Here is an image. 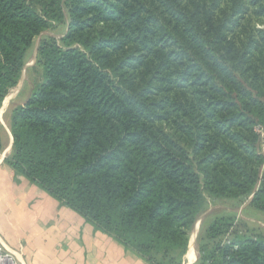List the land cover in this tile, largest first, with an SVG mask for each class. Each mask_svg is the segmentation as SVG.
Wrapping results in <instances>:
<instances>
[{
	"label": "trees",
	"instance_id": "16d2710c",
	"mask_svg": "<svg viewBox=\"0 0 264 264\" xmlns=\"http://www.w3.org/2000/svg\"><path fill=\"white\" fill-rule=\"evenodd\" d=\"M60 24L7 120L15 176L150 264L185 254L208 200L264 213V0H0V107ZM198 237L200 264H264L231 216Z\"/></svg>",
	"mask_w": 264,
	"mask_h": 264
},
{
	"label": "crops",
	"instance_id": "0c3cea01",
	"mask_svg": "<svg viewBox=\"0 0 264 264\" xmlns=\"http://www.w3.org/2000/svg\"><path fill=\"white\" fill-rule=\"evenodd\" d=\"M10 172L12 180L18 179L20 187L30 190L29 198L46 196L50 198V201L47 199V208L55 209L53 197L26 178L15 176L11 168ZM24 196L26 193L20 194V198L16 199L15 208L25 210L33 206L25 201L29 199L28 195ZM11 198L15 202V198ZM59 212L61 217L54 219H51L49 212L46 217L20 218L19 226L22 229L19 237L2 235L6 229L0 224L3 226L0 239L13 251L18 264H150L113 237L95 229L69 207L62 204Z\"/></svg>",
	"mask_w": 264,
	"mask_h": 264
},
{
	"label": "rangeland",
	"instance_id": "374dc122",
	"mask_svg": "<svg viewBox=\"0 0 264 264\" xmlns=\"http://www.w3.org/2000/svg\"><path fill=\"white\" fill-rule=\"evenodd\" d=\"M256 27L261 28V23L256 22ZM64 32L65 25H56L53 29L43 31L33 40L32 45L26 52L22 77L20 78L18 84L8 91L6 99L3 100L1 104L2 108L0 107V137L2 143V150L0 151V224L5 227L6 232H9L6 233L3 231L2 235H8L10 238L11 236L14 238L15 236L19 237L21 235L20 230L22 228L19 226V221L22 217H46L48 212L51 219L61 217L59 209L62 204L60 202L55 200L56 205L53 210L52 208H47V199L50 201V198L46 196L43 197L41 195L29 198L31 197L30 190L20 187L18 185V179L12 180L10 168L3 160L5 157H8L11 152L9 143L10 135L7 127V120L10 111L26 101L34 84L38 83L41 78L42 71L40 66L36 63V51L39 40L42 37H47L59 41V38L64 34ZM22 193H26V196L28 195L27 198L29 199L25 201H29L30 204L33 205L31 207L32 209L29 208L19 210L15 208L14 203H16V199H19L20 194L22 195ZM11 196L15 198V202L12 200ZM34 206H37V208H34ZM222 216L233 217L238 229L247 230L249 233L258 235L264 239V213L252 209L247 205V202H243L242 200H208L205 209L197 220V222H199L198 228H195L197 226L196 224L190 232L191 239L194 240L192 245L196 257L195 261L190 264H200L199 250L203 249L205 245V240L198 237L200 225L207 224L211 219ZM3 226H0V230H2ZM187 252L188 249L181 257L161 261V264H187L190 257L186 255Z\"/></svg>",
	"mask_w": 264,
	"mask_h": 264
},
{
	"label": "built area",
	"instance_id": "2783aa9c",
	"mask_svg": "<svg viewBox=\"0 0 264 264\" xmlns=\"http://www.w3.org/2000/svg\"><path fill=\"white\" fill-rule=\"evenodd\" d=\"M0 264H18L12 250L8 249L0 239Z\"/></svg>",
	"mask_w": 264,
	"mask_h": 264
},
{
	"label": "bare ground",
	"instance_id": "6f19581e",
	"mask_svg": "<svg viewBox=\"0 0 264 264\" xmlns=\"http://www.w3.org/2000/svg\"><path fill=\"white\" fill-rule=\"evenodd\" d=\"M5 99L6 98H4V100ZM195 228L197 229L198 227L196 226ZM192 242H193V239L190 240V245L188 247V252L186 254V255L190 256L189 257V261L187 262V264L193 263L195 261V252H194V248H193Z\"/></svg>",
	"mask_w": 264,
	"mask_h": 264
},
{
	"label": "water",
	"instance_id": "95a60500",
	"mask_svg": "<svg viewBox=\"0 0 264 264\" xmlns=\"http://www.w3.org/2000/svg\"><path fill=\"white\" fill-rule=\"evenodd\" d=\"M21 77H22V75H21ZM3 102V101H2ZM1 108H2V106H1ZM9 135H10V133H9ZM11 145H12V136L10 135V147H11ZM196 223H197V227H198V225H199V222H197L196 221ZM196 223H195V225H196ZM194 225V226H195ZM198 231V230H197ZM190 239H191V234H190V237H189V241H188V246H187V248L189 247V245H190ZM194 241V240H193ZM196 258V257H195Z\"/></svg>",
	"mask_w": 264,
	"mask_h": 264
}]
</instances>
